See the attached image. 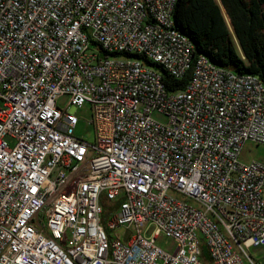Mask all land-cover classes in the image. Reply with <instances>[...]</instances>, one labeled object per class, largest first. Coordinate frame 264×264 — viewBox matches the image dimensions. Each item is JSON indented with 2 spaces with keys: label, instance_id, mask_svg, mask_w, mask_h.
<instances>
[{
  "label": "built area",
  "instance_id": "obj_1",
  "mask_svg": "<svg viewBox=\"0 0 264 264\" xmlns=\"http://www.w3.org/2000/svg\"><path fill=\"white\" fill-rule=\"evenodd\" d=\"M175 5L0 0V264H258L264 162L239 155L264 145V84L195 55Z\"/></svg>",
  "mask_w": 264,
  "mask_h": 264
},
{
  "label": "trees",
  "instance_id": "obj_2",
  "mask_svg": "<svg viewBox=\"0 0 264 264\" xmlns=\"http://www.w3.org/2000/svg\"><path fill=\"white\" fill-rule=\"evenodd\" d=\"M219 1L176 0L175 27L189 37L195 55L204 54L237 73L254 74L264 84V0ZM159 69L169 91L183 88L189 78V71L177 79ZM202 260L210 264L204 248Z\"/></svg>",
  "mask_w": 264,
  "mask_h": 264
},
{
  "label": "rangeland",
  "instance_id": "obj_3",
  "mask_svg": "<svg viewBox=\"0 0 264 264\" xmlns=\"http://www.w3.org/2000/svg\"><path fill=\"white\" fill-rule=\"evenodd\" d=\"M217 2L220 3L219 0ZM223 13L227 22L229 19L225 14L224 9L222 8ZM70 96L64 94L57 99V105L63 109L70 110L72 105L69 103ZM73 113L76 115L78 122L75 127L74 133L76 136L83 138L87 142L93 143L95 141V128L91 122L92 118V109L89 103H84L81 107H77L73 110ZM153 119L159 122H166L167 118L165 115L154 111L152 113ZM239 160L242 162H250L252 160H258L264 162V145L263 144H254L251 142H246L240 155ZM192 202V201H191ZM197 206V204H194ZM123 228H115L112 230L111 234L114 233H123ZM154 243L161 248L166 250L173 249L175 243L172 238H169L164 233H160L155 239ZM243 248L251 256L252 260L258 264H264V247L263 246H253L250 243H243Z\"/></svg>",
  "mask_w": 264,
  "mask_h": 264
}]
</instances>
